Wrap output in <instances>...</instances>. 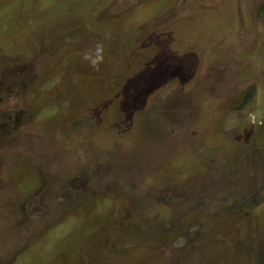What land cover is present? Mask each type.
<instances>
[{"label": "rangeland", "instance_id": "obj_1", "mask_svg": "<svg viewBox=\"0 0 264 264\" xmlns=\"http://www.w3.org/2000/svg\"><path fill=\"white\" fill-rule=\"evenodd\" d=\"M0 264H264V0H0Z\"/></svg>", "mask_w": 264, "mask_h": 264}]
</instances>
